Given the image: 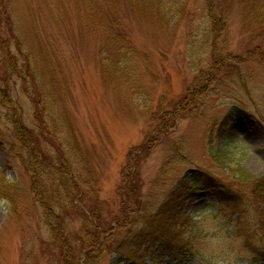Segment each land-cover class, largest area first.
<instances>
[{
    "label": "rangeland",
    "instance_id": "1",
    "mask_svg": "<svg viewBox=\"0 0 264 264\" xmlns=\"http://www.w3.org/2000/svg\"><path fill=\"white\" fill-rule=\"evenodd\" d=\"M210 12L223 23L217 44ZM215 48L229 69L213 70ZM212 144L264 178V0H0V173L16 186L13 207L0 200V264H60L55 222L81 245L90 211L116 229L99 264H176L160 241L144 249L183 178L196 189L165 233L180 264H198L183 237L189 210L215 202L226 216L208 175L252 197ZM239 234L251 255L264 245V231Z\"/></svg>",
    "mask_w": 264,
    "mask_h": 264
},
{
    "label": "trees",
    "instance_id": "2",
    "mask_svg": "<svg viewBox=\"0 0 264 264\" xmlns=\"http://www.w3.org/2000/svg\"><path fill=\"white\" fill-rule=\"evenodd\" d=\"M261 2H259L258 4H260ZM216 7L212 8L215 9ZM209 16L212 17L213 19H217V13L214 12H210ZM217 26V30L215 32V42L217 44L218 42V34L222 31L223 29V23L221 18L217 19V22L215 23ZM222 50L220 48H215L213 55L215 60V65L213 70L214 71H218L219 68H227L229 69V67H231L230 60L232 59L231 57H227V56H218V51L217 50ZM14 58H16V55H12ZM235 58V56H234ZM9 59H13L10 58ZM248 59L243 58L242 60H240L237 64H243L244 62H246ZM26 68V67H25ZM28 70L30 71V74L32 75V68H28ZM19 77V79H21V81L24 83V87L30 86L28 83V78L30 75H28V73L24 72V71H19L18 73H16ZM33 76V75H32ZM3 82V81H2ZM235 110V108H233V111ZM210 143L211 140H210ZM228 146L224 147L223 149H218L216 146H214L212 144V146H210V151H214V153H212L213 155H215V157H217V159H219V163L223 164L222 168H224L225 172L231 173L233 176H236V180L239 179L242 182V186L243 188L249 190L251 189V196L252 197H244L242 193L244 192H239L235 186L233 185H222L219 182V178L216 175H212L209 174L208 175V179H209V183H205L204 188L208 189L211 194L214 196H216L217 198L220 199V204L222 206V208H224V214L226 215L225 217H228L234 228L238 229V231L242 232L245 230V232L251 231L253 232V238H255V236L257 235V233L260 231H264V178H259V177H254L253 175L249 174L246 170L244 171V169L239 165V163H236V160L233 158V154H231V152L227 149ZM35 162V161H34ZM3 171H1L0 173V200L4 199L7 201H10L11 203V207H13L14 203H15V198H11L9 197V194H11V192L14 191V188L16 187L13 184H10L5 176L3 175ZM178 185H174L171 189V193L168 196V201H166V203H168L169 205H167L166 203L161 204L160 209L158 210V212H156L158 215H166V219L162 220L161 222L158 223L157 229L156 231L153 232V237L152 240L150 239L148 241V245L145 247L144 251L147 254H149L148 252L152 249V245L155 244V242H159L160 244L158 245L159 248L162 247V251H170L171 253H177L176 255L173 256V260L175 259L176 264H180L179 262V255L183 254L182 251L183 249H175V244L174 242L172 243L171 240L168 238V236L166 235L165 231H167L169 227H167L168 221L167 219L170 216H175L178 217L177 211L175 210L174 206L175 205H180L181 202V197H182V193H190L193 194V191L196 189L194 187H190L189 183H186V179L183 178L181 179V181L178 182ZM196 184H200L199 182L195 181ZM189 185V186H188ZM237 191V192H236ZM39 200H42V203H44V197L39 198ZM172 200H175L174 205H171ZM72 204V201H70ZM75 202V201H74ZM75 206L77 205V207L79 206L77 204V201L74 203ZM249 205H254L257 209L258 212V219L253 222V223H246L244 220V209L246 207H248ZM80 208V206L78 207ZM130 210V209H129ZM157 211V210H156ZM53 212V210H52ZM121 213L124 214L125 219L128 217V215H130L129 211H122ZM90 217L86 216L84 217L85 221H86V225H87V230L88 232L86 233V236H88V241L83 242L81 245L77 244H72V243H68L67 239L62 237V230L60 229V226L58 224H60L59 221L55 222L54 225V229L53 231V241L56 242L58 244V248H60V258L59 255L57 253V259L58 261H60V264H99L100 259L102 258V255H104V251H103V247L99 246L100 241L103 242L105 241H112L114 239V237H116L117 235L116 233V229L113 232L110 231L109 232V228L112 229V227H114L115 225H110L109 224V228L105 229L103 227V229H101V227L99 225H94L95 221L92 220V218H94L95 216L97 217L98 215L93 213L92 211H90ZM142 215L141 220L143 221L144 218L146 219H151V217H153V212L147 214V215H143V213L139 214V217ZM94 216V217H93ZM144 216V217H143ZM50 217V216H49ZM48 217V218H49ZM123 219V218H122ZM152 221V220H151ZM50 222V221H49ZM124 221H119L118 227L119 228H124L125 224L123 223ZM153 222V221H152ZM51 223V222H50ZM185 224V222H183ZM175 224H180L181 223H175ZM51 226H53V224L51 223ZM131 230V228H130ZM129 230V231H130ZM139 229H135L134 232V236H138ZM109 232V233H108ZM135 237V238H136ZM71 245V246H70ZM109 246V250L108 247L106 246L105 251L108 250L110 254V252H114V253H119L120 255V248H118V245H108ZM252 255L251 257H257V256H264V245H252ZM171 256V254H170ZM121 257V256H120ZM155 260V256L152 257V260ZM132 264H138L136 262L135 259H131ZM119 259L118 261H111L112 264H119Z\"/></svg>",
    "mask_w": 264,
    "mask_h": 264
},
{
    "label": "clouds",
    "instance_id": "3",
    "mask_svg": "<svg viewBox=\"0 0 264 264\" xmlns=\"http://www.w3.org/2000/svg\"><path fill=\"white\" fill-rule=\"evenodd\" d=\"M243 211L246 223L258 219L254 205ZM183 237L194 248L198 264H249L251 260L244 237L219 213L215 202L203 209L189 210Z\"/></svg>",
    "mask_w": 264,
    "mask_h": 264
}]
</instances>
